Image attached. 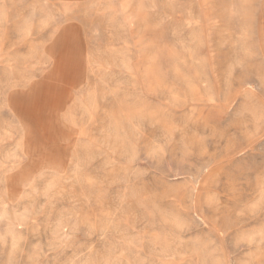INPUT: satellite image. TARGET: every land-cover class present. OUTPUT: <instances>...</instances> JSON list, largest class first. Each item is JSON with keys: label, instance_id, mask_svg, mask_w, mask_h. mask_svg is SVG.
<instances>
[{"label": "rangeland", "instance_id": "obj_1", "mask_svg": "<svg viewBox=\"0 0 264 264\" xmlns=\"http://www.w3.org/2000/svg\"><path fill=\"white\" fill-rule=\"evenodd\" d=\"M0 264H264V0H0Z\"/></svg>", "mask_w": 264, "mask_h": 264}]
</instances>
